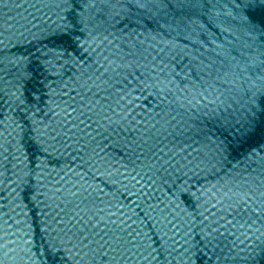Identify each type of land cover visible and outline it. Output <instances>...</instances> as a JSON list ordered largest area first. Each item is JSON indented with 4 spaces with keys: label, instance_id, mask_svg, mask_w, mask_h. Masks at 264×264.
<instances>
[{
    "label": "water",
    "instance_id": "water-1",
    "mask_svg": "<svg viewBox=\"0 0 264 264\" xmlns=\"http://www.w3.org/2000/svg\"><path fill=\"white\" fill-rule=\"evenodd\" d=\"M0 264H264V0H0Z\"/></svg>",
    "mask_w": 264,
    "mask_h": 264
}]
</instances>
